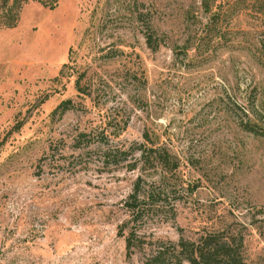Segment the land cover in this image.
Segmentation results:
<instances>
[{
  "label": "rangeland",
  "instance_id": "obj_1",
  "mask_svg": "<svg viewBox=\"0 0 264 264\" xmlns=\"http://www.w3.org/2000/svg\"><path fill=\"white\" fill-rule=\"evenodd\" d=\"M212 234L264 264V0L23 3L0 29V264H144Z\"/></svg>",
  "mask_w": 264,
  "mask_h": 264
},
{
  "label": "trees",
  "instance_id": "obj_2",
  "mask_svg": "<svg viewBox=\"0 0 264 264\" xmlns=\"http://www.w3.org/2000/svg\"><path fill=\"white\" fill-rule=\"evenodd\" d=\"M27 0H2L4 11L0 12V29H12L16 26L18 21V13L21 5ZM35 1L43 7L53 9L57 3V0H30ZM203 1V0H202ZM150 39H146V43L149 44ZM61 73V71H60ZM68 102H62L58 105L65 109V105ZM86 144L88 138L81 135ZM91 140V139H89ZM147 140V139H145ZM81 144L80 141L76 142ZM80 145L77 146V148ZM126 151L121 148H109L107 156L110 157L112 164L117 165L124 160ZM130 152L139 153V161L144 164L146 162H156L158 165H163L166 162L156 150L148 149L146 147H140V145L130 148ZM135 166V165H133ZM139 189L135 185L132 188L131 193L128 195L124 206L132 217L133 221H136L141 217V201L138 198ZM151 194L143 197L142 200H150ZM133 233H128L124 237V249L126 254L136 247V239L132 236ZM168 247L159 246L152 254L147 257L144 264H243L241 255V241L232 239L229 235L212 234L206 236H200L193 241H183L179 239L173 244H168Z\"/></svg>",
  "mask_w": 264,
  "mask_h": 264
}]
</instances>
